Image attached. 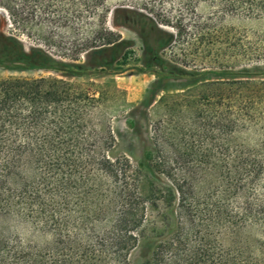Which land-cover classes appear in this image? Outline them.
I'll use <instances>...</instances> for the list:
<instances>
[{
    "label": "trees",
    "instance_id": "obj_1",
    "mask_svg": "<svg viewBox=\"0 0 264 264\" xmlns=\"http://www.w3.org/2000/svg\"><path fill=\"white\" fill-rule=\"evenodd\" d=\"M202 2L264 16V0H0L34 43L0 33V68L51 73L0 79V218L30 229L0 239V264H132L149 210L176 198L175 229L146 264H264V47L240 66L241 39L227 41L230 68L168 57L226 60L228 35L196 13ZM111 15L139 34V72L157 76L155 91L165 80L195 86L155 106L152 166L172 184L163 191L146 192L143 171L112 158L102 93L73 81L125 72L134 42L108 27ZM208 75L223 81L198 85ZM255 125L262 141L250 146L241 137Z\"/></svg>",
    "mask_w": 264,
    "mask_h": 264
},
{
    "label": "rangeland",
    "instance_id": "obj_2",
    "mask_svg": "<svg viewBox=\"0 0 264 264\" xmlns=\"http://www.w3.org/2000/svg\"><path fill=\"white\" fill-rule=\"evenodd\" d=\"M196 13L205 19L215 23L217 28L222 29V32L228 35L224 50L221 52L225 55L226 60L219 61L216 64L203 59H197L193 56H188L189 50L178 51L181 53L178 56L173 55V49L165 50L167 56L173 60H177L182 65H202V67L215 65V67H232L233 59L237 53L231 50L230 42L240 38L242 56L240 66L245 63V55L254 53L256 48L263 49L264 45V16L249 15L245 13L224 14L216 6L210 3L202 2L197 5ZM108 27L116 33H119L124 39L134 42L135 54L127 61L125 72L114 74L112 76H91L75 78L73 81L78 88L88 91L93 94L102 93L104 101L102 104L103 111L110 117L111 128L115 137V147L111 151L112 158L125 157L135 168H140L146 175L144 181V190L147 192L152 185H155L161 191L167 187H172L171 182L157 172L152 166V161L155 159L157 150L153 139V123L157 119L158 114L155 111V106L162 95L177 94L188 88L190 84L185 79L165 80L160 88L155 91L157 76L152 73H141L142 68L140 59L143 55V45L139 34L129 28L117 26L114 24L113 15L108 19ZM170 30V29H169ZM0 33L5 35H17L29 49L34 45L33 41L18 31L11 23V20L5 10L0 8ZM227 41H230L227 43ZM215 50V49H214ZM262 52L261 54H263ZM256 54H259L258 52ZM206 51L203 57L208 56ZM213 67V66H212ZM50 72H11L0 68V79L8 77H29L37 78L40 76H48ZM264 79V75L261 76ZM226 81H231L232 77L228 76ZM223 81L221 77L215 75L206 76L198 85ZM196 85V84H195ZM195 87V86H192ZM201 88H198L200 92ZM260 127L255 125L243 134L242 140L248 145L255 146L262 141ZM160 200L156 208L149 210L147 219V236L148 240L142 243L133 251L130 256L132 264H146L153 262V252L155 247L171 236L177 223L178 199L176 198L172 207ZM153 227L156 230L152 234L150 231ZM29 227L24 223H16L12 220L0 218V239L12 234L27 237ZM146 236V237H147Z\"/></svg>",
    "mask_w": 264,
    "mask_h": 264
}]
</instances>
